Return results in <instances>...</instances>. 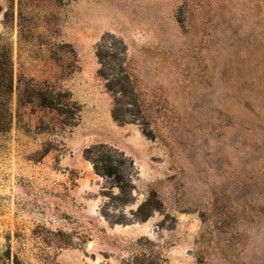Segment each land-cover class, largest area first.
Here are the masks:
<instances>
[{"label": "rangeland", "instance_id": "1", "mask_svg": "<svg viewBox=\"0 0 264 264\" xmlns=\"http://www.w3.org/2000/svg\"><path fill=\"white\" fill-rule=\"evenodd\" d=\"M0 44V264H264V0H0ZM99 146L125 156L124 201Z\"/></svg>", "mask_w": 264, "mask_h": 264}, {"label": "trees", "instance_id": "2", "mask_svg": "<svg viewBox=\"0 0 264 264\" xmlns=\"http://www.w3.org/2000/svg\"><path fill=\"white\" fill-rule=\"evenodd\" d=\"M126 52V46L121 40L114 36L107 35L98 45L96 56L100 65L98 76L104 81V87L111 94L114 102L112 117L119 121L118 100L119 97L127 93L128 86L122 82V72L111 73L114 69V64L122 60ZM13 90V71L10 58V51L6 46L0 44V134L5 133L10 125V112L8 108V100ZM38 95L36 99H40V105L53 108V100L46 97L44 93L36 90ZM42 99V100H41ZM131 105L134 104V99H130ZM127 109V108H126ZM129 111V110H127ZM85 159L90 162L96 174L108 179L119 190V197L124 201L127 185L122 181L124 177L123 168L119 164L123 162L125 156L113 149H108L104 146L92 147L85 151ZM124 198V199H123Z\"/></svg>", "mask_w": 264, "mask_h": 264}]
</instances>
